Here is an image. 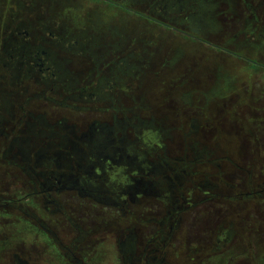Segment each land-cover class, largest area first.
<instances>
[{"label":"flooded vegetation","instance_id":"af4514ba","mask_svg":"<svg viewBox=\"0 0 264 264\" xmlns=\"http://www.w3.org/2000/svg\"><path fill=\"white\" fill-rule=\"evenodd\" d=\"M90 1L133 13L140 21L160 29H172L168 25L172 24L185 25L184 28L199 33L207 31L205 40L223 49V53L244 56L257 69L264 67V62L255 57L264 42V0L255 4L254 0H232L233 4L229 3L231 0H201L217 25L213 31L212 24L194 19L187 0ZM221 11L234 12L230 15L232 20H224L227 15H221ZM182 12H189L185 19ZM5 22L2 26L7 28ZM20 28L21 25L16 26L15 32L23 40L28 33L18 32ZM48 35L52 36L50 32ZM106 49L99 65L102 72L105 56L110 54ZM199 49L211 52L204 46ZM242 50L246 54L242 55ZM50 55L38 49L33 66L39 74L51 71L54 77L59 69ZM180 57L178 54L176 62ZM215 57L207 56L204 62L220 70L222 60ZM127 58L117 64L119 71L126 64L130 69V51ZM138 62L133 65L136 71L141 68ZM199 68L200 64L192 72ZM31 69L28 72L32 73ZM147 69L150 71V59ZM145 70L142 67V74L146 75L149 71ZM188 81L189 75L181 76L174 88L184 106L174 111L177 125L171 129L166 127L165 116L160 115L159 120L151 115L147 120L130 117V109L124 117L112 116L111 125L90 118L81 129L66 118L51 122L44 113L33 116L27 109L28 102L2 105L0 138L8 143L0 144V167L19 171L26 188L21 197L0 195V210L16 211L49 232L66 264L191 263L190 253L199 251L203 242L194 240L193 234L189 236L183 228L188 213L201 206H207V213L217 206L221 211L207 215L213 248L221 251L236 244L235 238L248 232L244 229H248V223L243 220V213L255 215L256 205L264 207V100L252 99L255 88L251 85L237 91L236 86L227 88L219 79L211 88L203 89L199 83L191 86ZM115 86L123 87L117 81L100 77L96 88H89L87 95L83 93L86 88H80L79 102L90 101L93 96L105 102V90ZM127 99L130 100L129 95ZM47 100L59 108L78 112L81 109L63 99ZM8 108L10 118L6 119L3 113ZM216 119L220 122L216 123ZM128 131H132L134 140ZM170 149H178L179 153L170 154ZM67 192L108 207L115 214L102 221L75 216L72 209L76 205L64 199ZM147 203L158 204L160 210L144 218ZM46 215L63 216L71 233L58 237L43 219ZM197 216L194 215V222L198 221ZM108 247L113 248L114 260L109 259ZM0 264L35 263L13 252Z\"/></svg>","mask_w":264,"mask_h":264},{"label":"rangeland","instance_id":"374dc122","mask_svg":"<svg viewBox=\"0 0 264 264\" xmlns=\"http://www.w3.org/2000/svg\"><path fill=\"white\" fill-rule=\"evenodd\" d=\"M256 1H253L254 4ZM187 2L191 3L189 10L192 11L194 19L212 24L211 31L217 28L214 18L207 13L208 9L201 0ZM229 3L233 4L234 1L231 0ZM188 13H181L183 19ZM132 14L110 9L90 0H0V107L6 103L28 102L27 109L33 116L44 113L51 122L58 118H66L68 123H76L81 129L90 118L107 121L111 125L112 116L124 117L126 110L130 109L128 113L130 117L139 116L147 120L151 115L159 120L160 115L165 116L166 127L171 129L177 125L174 111L184 106L174 89L180 80V73L184 68L186 75L192 71L194 64L200 63L201 59L206 57L204 50L196 47L204 46L211 50L209 54L212 53L215 58L222 60L221 66L225 71L231 69L229 72L239 73L241 68L245 67L242 63L232 62L227 58L231 56L223 53V49L205 40L207 31L199 33L184 28L185 25L175 27L172 24H168L173 27L172 29H160L153 24L140 21ZM222 14L227 15L224 20H232L234 12L221 11ZM4 21L8 25L7 28L2 26ZM19 25L21 28L18 32L28 33L23 40L22 36L16 35L15 32L16 26ZM49 32L52 36L48 35ZM75 42L78 43L74 44ZM219 44L223 45L222 42ZM112 46L115 47V51L112 50ZM104 47L110 54L105 56L102 72L99 65ZM38 49L51 53L50 56L59 69L54 77H51V71L39 74L37 67L33 66L37 62L34 56ZM129 51L130 69L126 64L122 68L123 71H119L117 64L123 59H128ZM241 53L246 54L244 50ZM178 54H184L180 66L174 63ZM237 57L241 56L232 55V58ZM243 57L241 60L248 68L260 70L261 73L257 77L243 69L238 75L243 77L239 82L246 85L249 76L253 75L250 78L253 80L251 83L258 84L253 97H261L264 100V67L259 66L257 69L249 64L248 58ZM255 57L264 62V42L262 50ZM148 59L150 71L147 69ZM137 62L141 67L140 71L133 69ZM43 64L44 68L48 66L44 61ZM142 67L149 73L142 74ZM29 69L33 72H28ZM100 77L117 81L123 87L106 89L103 98L108 100L105 102L96 100L95 96L90 101L79 102L80 88H86V92L83 93L87 95L89 88H96ZM127 95L130 96V100L127 99ZM47 99L66 100L71 105L81 106L80 112L59 108L61 106L48 103ZM9 110L5 109L3 113L6 119L10 118ZM5 129L9 131L10 127ZM128 132L130 138L134 140L132 131ZM22 136L25 137L24 134ZM7 143L8 141L0 138L1 146ZM170 150V154L179 153L178 149ZM25 186V180L19 171L0 167V195L8 198L21 197L25 194ZM64 199L71 201L76 207H81L74 206L72 211L75 216L83 219L102 221L115 214L112 209L89 199H80L73 192L65 193ZM146 206L144 218L160 210L158 204L151 206L147 203ZM206 207L196 208L187 215L184 231L189 236L193 234L194 240H201L204 244L202 243L199 251L190 253L193 256L192 262L186 264H264V207L256 205V217L248 211L243 213V220L248 223V229H244L248 232L236 237V244L221 251L214 249L211 244L212 238L208 235L210 222L207 216L214 215L215 211L217 213L221 211L217 206L215 211L212 209L207 213ZM194 215H198V221H195L198 223L194 222ZM43 219L58 237L65 238L71 233V227L63 216L46 215ZM59 250L52 235L40 229L36 222L16 211L0 210V263L8 259L11 253L19 252L35 264H66ZM112 250V247H108L110 260L115 259Z\"/></svg>","mask_w":264,"mask_h":264},{"label":"crops","instance_id":"0c3cea01","mask_svg":"<svg viewBox=\"0 0 264 264\" xmlns=\"http://www.w3.org/2000/svg\"><path fill=\"white\" fill-rule=\"evenodd\" d=\"M197 49H199L198 47H196ZM206 54V57L207 56H211V58L214 57L213 54H210L209 53L207 54L206 51H204ZM181 57H180V61L176 62V60H174V63H176L177 65L179 64V66L181 65V63L183 62V57H184V54H180ZM205 57V58H206ZM201 59L200 63H196L193 65V68H192V71L193 69L200 64V68L199 70L196 72V73H193L192 71L188 72L186 75H185V72H184V68L182 69L181 73H180V78L181 76H189V81L188 83H190V85L192 86L194 83H199L200 87H202L203 89H207L205 87H208V88H211L215 83L218 82V80L220 79V83L221 84H227L228 87H231V86H236L237 88V91L239 89H242L243 87H246V86H253L254 88H256V86L258 84L256 83H251L253 80H250V78L253 76V75H250L249 76V80H247V83L246 85H242L239 80H242V78L239 75V73L243 72L242 70L243 69H246V71L248 70V72H250V74H255L257 77H259V73H261L260 71H257V70H251L250 68L247 67V65L242 62L241 60H238L237 58H232V57H227L228 59H230L232 62H236V63H242L245 67L241 68V71H237V73H231L229 71H225V69L223 68V66L220 68V70H216L215 68L213 67H210V65L207 63V62H204V59ZM178 66V67H179ZM179 69V68H177ZM220 71V73H219ZM183 72V73H182ZM195 74V75H193ZM261 80V79H260ZM251 83V84H250ZM245 84V83H244ZM227 88H224V89H227ZM243 90V89H242ZM255 96V95H254ZM252 99L254 100H263L261 97H253ZM214 118H217L218 116L217 115H212ZM219 120V119H218ZM217 119L215 120L216 123L220 122L218 121ZM222 120V119H221ZM264 155V153H262Z\"/></svg>","mask_w":264,"mask_h":264}]
</instances>
